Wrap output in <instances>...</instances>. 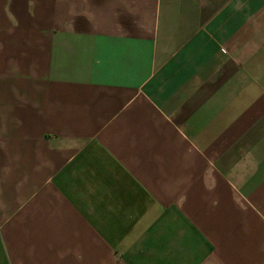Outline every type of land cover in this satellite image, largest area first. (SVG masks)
<instances>
[{"label": "crops", "instance_id": "crops-1", "mask_svg": "<svg viewBox=\"0 0 264 264\" xmlns=\"http://www.w3.org/2000/svg\"><path fill=\"white\" fill-rule=\"evenodd\" d=\"M0 264H264V0H0Z\"/></svg>", "mask_w": 264, "mask_h": 264}]
</instances>
